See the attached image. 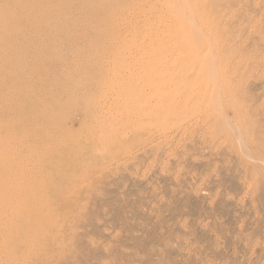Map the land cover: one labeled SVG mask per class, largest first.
<instances>
[{"label": "rangeland", "instance_id": "obj_1", "mask_svg": "<svg viewBox=\"0 0 264 264\" xmlns=\"http://www.w3.org/2000/svg\"><path fill=\"white\" fill-rule=\"evenodd\" d=\"M19 1L0 264H264V0Z\"/></svg>", "mask_w": 264, "mask_h": 264}, {"label": "bare ground", "instance_id": "obj_2", "mask_svg": "<svg viewBox=\"0 0 264 264\" xmlns=\"http://www.w3.org/2000/svg\"><path fill=\"white\" fill-rule=\"evenodd\" d=\"M14 1H16V2H18V3L21 2V1H19V0H14ZM174 1H175V0H174ZM176 1H177V0H176ZM178 1H179V0H178ZM183 1H185V3L183 4V6H184V5H188V2H186V0H183ZM192 1H193V0H191L190 2H192ZM194 1H195V0H194ZM36 4L38 5V4H40V3L37 2ZM180 4H181V3H180ZM190 4H191V3H190ZM190 4H189V5H190ZM177 6H178V4H177ZM180 6H181V5H180ZM180 6H179V7H180ZM193 6H194V5H193ZM188 7H189V6H188ZM182 8H183V7H182ZM186 8H187V6H186ZM192 8H193V7H192ZM192 8L190 7V9H192ZM0 15H1V14H0ZM190 17L192 18V15H191ZM187 21L190 22L189 19H188ZM188 22H187V23H188ZM191 22H192V20H191ZM194 29H195V28H194ZM198 32H199V31H198ZM195 34H197V31H196ZM197 35H198V34H197ZM202 37H203V36H202ZM200 38H201V36H200ZM200 38H197V39H200ZM203 39H204V38H203ZM196 41H199V40H196ZM200 41H201V44L199 45V50H200V47L203 48V50H206V52H204V55L202 54L203 51H202L201 54L204 56V57H202V59H204V60L207 61V64H208L207 67H208V69H209V73H210L211 69L214 68V67H213V66H214V63H213V59H214V54H213V52H214V51H213V49L210 48L208 45H205V44L202 42V39H201ZM194 42H195V41H194ZM198 44H199V43H198ZM192 50H193V49H192ZM199 50L196 49V51H197L198 54L200 53ZM195 53H196V52H194V54H192V55L195 56ZM192 55H191V56H192ZM196 55H197V54H196ZM202 55H201V56H202ZM198 56H199V55H198ZM198 56H197V57H198ZM197 57H194V58L196 59ZM194 58H193V59H194ZM200 60H201V59H200ZM196 61H197V60H196ZM214 61H215V60H214ZM199 62H200V61H199ZM205 64H206V62H205ZM156 65H157V64H156ZM197 68H198V67H197ZM216 70H217V69H216ZM212 71H213V70H212ZM206 74H207V73H206ZM202 75H203V74H202ZM224 82H226V81H224ZM146 84H147V83H146ZM223 84H225V83H223ZM223 84H222V86H224ZM147 85H148V84H147ZM225 85H228V84H225ZM149 86H152V85H149ZM211 86H212V85H211ZM222 88H223V87H222ZM185 89H186V88H185ZM185 89H184V90H185ZM211 89H212V88H211ZM213 89H214V88H213ZM216 89L218 90V88H216ZM217 90H216V91L212 90V91H214V92H216V94H218ZM183 92H184V91H183ZM214 92H212V93H214ZM185 95H186V93H185ZM205 95H206V94H205ZM186 96H187V95H186ZM184 97H185V96H184ZM210 97H211V96H210ZM213 97H215L214 94H213ZM216 97H217V99H218V95H217ZM206 98H207V95H206ZM206 98H205V99H206ZM159 99H163V97L161 96ZM202 99L205 100L204 98H202ZM202 99H201V100H202ZM217 99H216V101H217ZM212 100H214V103H216L215 99L211 98V101H212ZM207 101H208V100H206V102H207ZM218 101H219V100H218ZM206 102H205V105H206ZM201 103H203V101H202ZM211 103H212V102H211ZM216 107H220V104H219V106L216 105ZM213 108H214V107H213ZM218 109H219V108H218ZM219 110H220V109H219ZM0 179H1V175H0ZM14 182H15V180H14Z\"/></svg>", "mask_w": 264, "mask_h": 264}]
</instances>
